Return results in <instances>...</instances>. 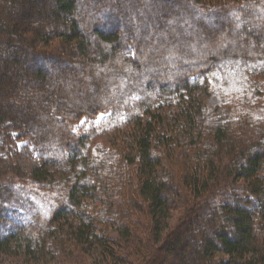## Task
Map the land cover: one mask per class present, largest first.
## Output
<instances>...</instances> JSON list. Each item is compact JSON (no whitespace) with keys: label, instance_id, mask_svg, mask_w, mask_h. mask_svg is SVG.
<instances>
[{"label":"trees","instance_id":"obj_1","mask_svg":"<svg viewBox=\"0 0 264 264\" xmlns=\"http://www.w3.org/2000/svg\"><path fill=\"white\" fill-rule=\"evenodd\" d=\"M196 76L251 97L215 112ZM263 76L264 0H0V132L41 159L27 170L0 149V193L13 174L54 203L23 219L0 199V255L264 264ZM31 100L37 116L16 104ZM105 109L112 143L93 147L73 127Z\"/></svg>","mask_w":264,"mask_h":264},{"label":"rangeland","instance_id":"obj_2","mask_svg":"<svg viewBox=\"0 0 264 264\" xmlns=\"http://www.w3.org/2000/svg\"><path fill=\"white\" fill-rule=\"evenodd\" d=\"M50 22V23H49ZM53 24L55 26L56 22L53 20H49L48 24ZM32 31L31 25L25 27V23L21 26V32L30 33ZM25 35V34H24ZM81 65L76 62L72 65V67L78 68ZM11 70H14L15 67H10ZM24 71V70H23ZM198 79L201 84L200 88L196 93L199 92L201 94L202 100L205 104L208 105L209 109H214L215 112H218L219 102L222 101L219 108L223 110V112L230 114L234 113L235 105L232 107L225 106L223 104L224 101L230 100L237 102L245 101L246 98L251 97L249 94L251 91H248V88H245L242 85H247L245 81H242V84L238 78L233 80V82H224L219 83L217 78H212L209 84L206 82L208 79H202L199 76L194 77ZM258 81L264 82V76L260 77ZM18 85L20 83L18 82ZM252 85V83H251ZM45 82V87H46ZM49 86V85H48ZM48 88V87H47ZM90 91V90H89ZM243 94H246V98ZM225 97L223 100L222 98ZM11 100V99H10ZM14 101V100H13ZM27 101V100H26ZM32 101V100H31ZM234 102V103H235ZM16 104H23L24 110L27 111L28 114L33 113L34 115L39 113L36 102H19L16 101ZM232 105V104H229ZM237 112V111H236ZM40 114V113H39ZM38 114V115H39ZM50 114H55V112L51 111ZM113 112L109 109H105L99 112L97 115L89 117L85 116L77 123L74 124V131L76 133H86L89 136V144L93 147L105 148L110 147L112 143V124H110V120L112 118ZM41 116V115H40ZM10 136H5L0 132V149L3 156L7 159L13 160L18 163L22 167L27 170H32L35 167L41 165V159L36 150L31 147V141L23 136H21L17 131L9 129ZM53 172V171H52ZM1 183L5 185V189L1 191V200L3 202L9 203V205H15V208H19V212L22 214L23 219H29L31 210H40L43 215H46V211L51 210L54 206L52 200H49L48 205L47 202L44 201L43 194L47 191L43 188L44 184L39 183L29 179H22L20 177H16L13 174H8L1 178ZM7 189V190H6ZM48 208L45 211V208ZM12 217V215H10ZM178 216L177 213L173 216L171 220V225H175L177 222ZM95 253L93 255L84 256L86 261L91 262L92 264H98L101 261L100 257ZM0 264H27L21 258H15L7 255H0Z\"/></svg>","mask_w":264,"mask_h":264}]
</instances>
